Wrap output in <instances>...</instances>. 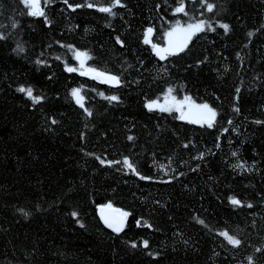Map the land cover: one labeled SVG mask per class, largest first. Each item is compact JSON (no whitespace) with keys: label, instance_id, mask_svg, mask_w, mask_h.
I'll use <instances>...</instances> for the list:
<instances>
[{"label":"trees","instance_id":"trees-1","mask_svg":"<svg viewBox=\"0 0 264 264\" xmlns=\"http://www.w3.org/2000/svg\"><path fill=\"white\" fill-rule=\"evenodd\" d=\"M157 2L163 0H125L127 9H120L112 18L90 9L72 12L62 0H55L46 7L52 25L45 28L42 20L20 15L18 0H0V25L4 26L0 32L9 36L0 41V264H246L244 257L252 253V246L264 244V125L253 123L264 120V34L257 33L247 48L242 47L248 42L246 31L264 22V0H215L222 6L220 18L232 25V31L228 36L222 29L206 38L201 35L190 53L176 60L175 67L169 66L170 83H184L197 102L207 100L218 109L216 129L148 113L143 108L144 96L155 98L164 83L152 82L157 76L154 57L138 40L142 27L151 21L157 29L153 41L163 42L161 29L166 25L155 12ZM169 15H165L166 20ZM10 18L19 21L18 29L10 28ZM108 22L111 27L105 26ZM117 34L125 39L127 48L115 44L112 37ZM57 40L87 49L94 57L87 62L90 65L123 72L125 80L132 82L118 91L123 103L109 105L91 91L111 94L117 89L65 72L55 56L73 66L76 62L55 43ZM17 41L24 44L25 53L11 51ZM236 52L242 60L236 58ZM204 55L208 56L205 65L185 71L186 63ZM37 57L47 64L37 66ZM138 57L145 60V69L140 72ZM136 80H140L139 85ZM19 84L31 85L46 100L36 108L27 106L30 102L16 92ZM81 84L85 85V104L94 110L83 144L79 132L85 130V120L68 96L71 87ZM235 86L241 87L239 114L232 111ZM48 116H54L59 124L50 125ZM229 116L239 134L224 133L217 149L215 137L220 125L228 126ZM49 126L54 130L46 131ZM127 134L136 137L134 145L126 140ZM188 139L195 147L184 149L182 144ZM81 148L106 153L112 159H118L121 152L133 155L141 171L157 179L140 181L115 167L101 168ZM209 149L214 155H206L204 162L190 159L197 151L207 154ZM234 150L248 165L254 159L255 169L233 171L228 165L236 162L230 155ZM153 159L158 165L171 163V169L185 175L170 184L159 183L167 177L152 167ZM197 163L201 169L190 171ZM228 194L251 202L253 208L233 209ZM108 201L132 213L119 237L99 219L96 205ZM69 206L80 212L84 228L65 214ZM19 208L31 215L23 217ZM193 215L205 219L212 231L196 224ZM141 217L155 228L136 227L135 219ZM221 227L239 232L244 246L233 250L226 241L222 244L223 238L215 236ZM177 232L183 233L190 246L182 243ZM143 238L150 241L151 250L161 252L156 262L144 249H132L125 243L136 240L139 244Z\"/></svg>","mask_w":264,"mask_h":264},{"label":"snow or ice","instance_id":"snow-or-ice-1","mask_svg":"<svg viewBox=\"0 0 264 264\" xmlns=\"http://www.w3.org/2000/svg\"><path fill=\"white\" fill-rule=\"evenodd\" d=\"M19 5L21 6L20 15H26L27 17L39 19L43 21V26L49 28L52 25L51 19L46 12V7L50 4L55 3V0H18ZM62 3L66 5V8L72 12H75L77 9H90L95 10L96 12L106 14L107 17H116L120 9H127V4L125 0H81V2H76V0H62ZM189 3L192 4V11H189ZM155 12L159 15L160 21L163 22L166 27L161 29L163 42L153 41V34L157 31L155 23L149 21L146 26H143L141 33L138 37L139 43L147 46L145 51L150 49V54L154 57L153 63L156 65L155 71L157 76L153 78V83L163 81V86L160 88L159 94L155 98L144 96L143 98V108L147 110L148 113H160L167 114L171 116L176 121L185 122L190 125H198L201 128L206 129H216L218 126V109L213 106L207 100H201L197 102L196 98L191 95L184 83L172 84L169 82L168 78L172 76L170 72V67L176 66V60L181 59L183 56L191 52V46L195 43L197 39H200L201 35L205 38L208 33L219 34V30H223V35L228 36L232 31V25L228 22H225L219 16V11L222 6H219L215 0H173V3H169L168 0H163V3H155ZM163 12L165 15H169V18L166 20L165 15H160ZM11 19V18H10ZM121 19L123 17L121 16ZM240 18L237 17V20ZM106 27H111V23L108 22L105 25ZM3 25H0V28H3ZM19 21L11 19L10 28L13 30L18 29ZM264 34V22H261L257 28L249 29L246 31L245 36L247 38L246 43L242 44V47L247 48L252 38L257 34ZM116 45H119L120 48H127L128 45L125 39L122 38L120 34L112 37ZM9 36L5 32H0V41H7ZM61 48L67 50V53L71 54V58L76 62L75 66L68 63L67 60H63L60 56H55L56 60L61 61L64 65V71L67 73H78L81 77H88L92 80L98 81L101 84L109 85L112 88L117 89L116 92L111 94H105L103 91H98L97 89H91V91L96 92L98 96L106 100L109 105L122 104L123 100L118 94V91L122 87L128 86L130 81H126L124 78L123 72L116 73L110 71L107 68L98 67L95 65H90L87 62L93 60L94 57L87 49H80L72 43H63L59 40L55 41ZM49 48L51 45L48 46ZM11 51L17 55L23 54L26 52V48L23 43L17 41L16 46L11 49ZM135 54V53H133ZM44 55L41 52V57ZM217 55H220L218 52ZM236 58L242 60L241 53L236 52ZM139 68L137 71L140 72L141 69H145V60L142 58H137ZM208 62V56L204 55L203 58H197L193 63H186L184 65L185 71L195 69H200L201 66L205 65ZM35 64L37 66L46 65L47 61L37 57L35 59ZM129 67H132L129 65ZM229 70L228 66H224V71ZM213 71H217L213 69ZM219 75V73H218ZM158 78V79H157ZM51 79V77H48ZM256 79V77H253ZM137 85L140 84V80L134 81ZM85 85L81 84L78 87H71L68 90V96L74 102V104L81 110V114L85 120L84 129L79 132V140L81 143H85L87 140V131L90 130L89 122L91 118L94 117V110L90 107H87L85 104L86 96L84 94ZM16 92L23 94V97L27 102H30L27 106L31 108H36L41 105L43 101L46 100V96L42 94H36L35 89L31 85L19 84L16 87ZM182 93V95H180ZM234 95L232 111L236 114H239L241 111V87H234ZM218 100L219 97L217 96ZM47 121H50V125H57L59 121L54 116H48ZM253 123L257 125H264V120L256 119ZM226 124L227 127L220 125L219 134L215 137V147L217 149L221 148V136L231 131L232 133H238V127H233L234 121L231 116L228 117ZM46 131H53L54 129L49 126L45 128ZM130 131V129L128 130ZM101 135H105L101 133ZM126 140L135 144L136 137L131 134L126 135ZM232 141L229 140V144ZM243 143V141H241ZM195 147L191 139L186 140L182 147L184 149H189V147ZM85 156L91 157L101 168H113L117 172H121L124 175L135 176L140 181H156V175L146 174L141 171L139 164L134 159L133 155L120 153L118 159L109 158L106 153L96 154L94 152H87L84 148L80 149ZM131 152V149H129ZM206 155H214L211 152V149L208 150L206 154L204 151H197L196 155L191 156V160H199L201 162L205 161ZM231 157L236 158V162L229 164L228 166L235 171L240 169L244 172L252 171L256 167V161L253 159L252 165H248L246 161H243L239 157L238 150L230 152ZM171 161V157H169ZM187 163L182 161V164ZM152 167L158 168L159 173H162L167 179L159 180L157 182L170 184L173 181L179 180L180 177L184 176L185 173L178 171L176 169H171V163L169 165L157 164L155 159H153ZM201 169V163H197L195 167H190L189 170L192 172H197ZM169 170L171 175H169ZM258 171V169H256ZM187 187V185H185ZM264 199V197H262ZM228 204H230L233 209L238 207H247L248 209L253 208L251 202H245L244 200L237 197L235 194L227 195ZM153 203L158 204L160 207L164 205L160 204L159 201H153ZM70 210L66 212V215H69L74 222L79 225V227L84 228L85 225L80 220V212L69 206ZM100 222L106 229H109L112 234H115L117 237L125 231L128 227V218L132 215L129 211H125L122 208H117L113 206L111 201L103 204L96 205ZM36 211L40 210V205H35ZM18 212L25 218L31 215V212L26 211L23 208L17 209ZM171 219V217H170ZM196 224L207 228L209 231H212V228L206 222L205 219L201 218L199 215H193L191 217ZM136 227H144L147 229H154L155 226L147 219L136 218L135 219ZM255 226V221H253V227ZM159 231L158 228L155 229ZM176 236L180 237L182 243L186 246L189 245V241L183 239V233L177 232ZM216 237L223 238L222 244L226 241L227 245H230L233 250H238L244 246V240L240 237L239 232L230 233V230L227 227L218 228L215 231ZM125 243L130 246L132 249L142 248L145 250L146 255L152 259L153 262L157 261V258L161 256L160 251L151 250L150 241L147 238L140 240L138 244L136 240H127ZM251 246V245H250ZM252 253L246 255L244 260L246 264H264V244L260 246H252ZM213 255H216L214 252Z\"/></svg>","mask_w":264,"mask_h":264},{"label":"water","instance_id":"water-1","mask_svg":"<svg viewBox=\"0 0 264 264\" xmlns=\"http://www.w3.org/2000/svg\"><path fill=\"white\" fill-rule=\"evenodd\" d=\"M99 215V214H98Z\"/></svg>","mask_w":264,"mask_h":264}]
</instances>
